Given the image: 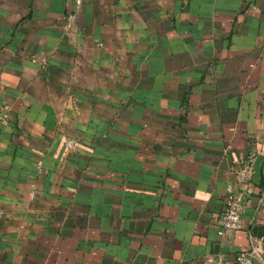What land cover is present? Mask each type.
<instances>
[{"label": "crops", "instance_id": "0c3cea01", "mask_svg": "<svg viewBox=\"0 0 264 264\" xmlns=\"http://www.w3.org/2000/svg\"><path fill=\"white\" fill-rule=\"evenodd\" d=\"M263 222L264 0H0V264H236Z\"/></svg>", "mask_w": 264, "mask_h": 264}, {"label": "built area", "instance_id": "2783aa9c", "mask_svg": "<svg viewBox=\"0 0 264 264\" xmlns=\"http://www.w3.org/2000/svg\"><path fill=\"white\" fill-rule=\"evenodd\" d=\"M81 0H76V4L79 5ZM75 14L72 12L68 14L67 19L72 22ZM76 139L69 138L66 140L68 146H74ZM241 226L240 218V203L239 197L232 191L226 196L223 209L221 212L220 226L218 232L220 234L225 233L227 230L237 229ZM264 239V222L262 233L258 237V243L251 244L247 249H243L236 254V264H253V258L260 253L259 242Z\"/></svg>", "mask_w": 264, "mask_h": 264}]
</instances>
